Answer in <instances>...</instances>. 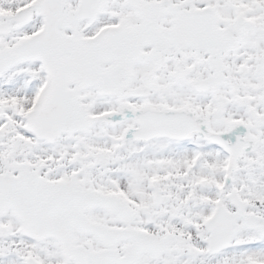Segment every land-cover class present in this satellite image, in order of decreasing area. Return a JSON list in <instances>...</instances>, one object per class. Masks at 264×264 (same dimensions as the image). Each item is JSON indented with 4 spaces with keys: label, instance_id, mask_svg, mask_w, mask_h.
Wrapping results in <instances>:
<instances>
[{
    "label": "snow or ice",
    "instance_id": "snow-or-ice-1",
    "mask_svg": "<svg viewBox=\"0 0 264 264\" xmlns=\"http://www.w3.org/2000/svg\"><path fill=\"white\" fill-rule=\"evenodd\" d=\"M0 264H264V0H0Z\"/></svg>",
    "mask_w": 264,
    "mask_h": 264
}]
</instances>
